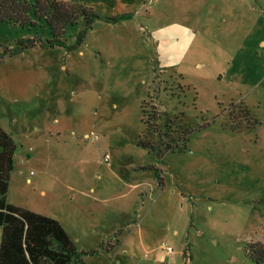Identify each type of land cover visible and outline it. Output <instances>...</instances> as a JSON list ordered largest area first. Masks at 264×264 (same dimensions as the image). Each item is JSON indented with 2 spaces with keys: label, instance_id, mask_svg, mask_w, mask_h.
I'll return each instance as SVG.
<instances>
[{
  "label": "rangeland",
  "instance_id": "1",
  "mask_svg": "<svg viewBox=\"0 0 264 264\" xmlns=\"http://www.w3.org/2000/svg\"><path fill=\"white\" fill-rule=\"evenodd\" d=\"M72 1L100 17L68 24L63 44L47 43L44 19L0 22V52L45 43L0 60V126L16 146L7 201L98 250L87 264H256L264 0ZM151 105L182 151L140 143Z\"/></svg>",
  "mask_w": 264,
  "mask_h": 264
},
{
  "label": "trees",
  "instance_id": "2",
  "mask_svg": "<svg viewBox=\"0 0 264 264\" xmlns=\"http://www.w3.org/2000/svg\"><path fill=\"white\" fill-rule=\"evenodd\" d=\"M33 17L46 21L53 36L47 43L56 45L63 44L62 36L68 24L77 23L83 17L91 25L100 16L92 8L72 1L0 0V22L36 24ZM37 43L45 44L40 38H21L15 47H5L0 52V60ZM142 112L144 131L140 143L143 146L161 156L168 151L183 150L181 142L173 136L171 120L163 119L155 105L143 108ZM245 113L249 115L248 110ZM186 134L185 131L181 135L184 143ZM15 147L11 136L0 126V264H87L83 255L98 250L80 251L58 219L7 201ZM247 253L256 264H264V242L250 243Z\"/></svg>",
  "mask_w": 264,
  "mask_h": 264
},
{
  "label": "built area",
  "instance_id": "3",
  "mask_svg": "<svg viewBox=\"0 0 264 264\" xmlns=\"http://www.w3.org/2000/svg\"><path fill=\"white\" fill-rule=\"evenodd\" d=\"M166 249H167V251L170 252V253H172L173 250H174V249H173L172 247H170V246H168Z\"/></svg>",
  "mask_w": 264,
  "mask_h": 264
},
{
  "label": "flooded vegetation",
  "instance_id": "4",
  "mask_svg": "<svg viewBox=\"0 0 264 264\" xmlns=\"http://www.w3.org/2000/svg\"><path fill=\"white\" fill-rule=\"evenodd\" d=\"M170 124H171V126H172V131H173V130L175 131L174 126H173V124H172V121H170ZM174 131H173V132H174Z\"/></svg>",
  "mask_w": 264,
  "mask_h": 264
},
{
  "label": "crops",
  "instance_id": "5",
  "mask_svg": "<svg viewBox=\"0 0 264 264\" xmlns=\"http://www.w3.org/2000/svg\"><path fill=\"white\" fill-rule=\"evenodd\" d=\"M65 1H67V0H65ZM69 1V0H68ZM70 1H72V0H70ZM73 2V1H72ZM161 175V174H160ZM163 185V184H162ZM128 225H130V224H128Z\"/></svg>",
  "mask_w": 264,
  "mask_h": 264
}]
</instances>
